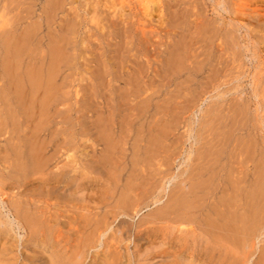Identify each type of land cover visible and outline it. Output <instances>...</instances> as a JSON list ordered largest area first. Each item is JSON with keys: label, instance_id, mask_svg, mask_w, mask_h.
Masks as SVG:
<instances>
[{"label": "rangeland", "instance_id": "374dc122", "mask_svg": "<svg viewBox=\"0 0 264 264\" xmlns=\"http://www.w3.org/2000/svg\"><path fill=\"white\" fill-rule=\"evenodd\" d=\"M258 185L264 0H0V264H264Z\"/></svg>", "mask_w": 264, "mask_h": 264}, {"label": "bare ground", "instance_id": "6f19581e", "mask_svg": "<svg viewBox=\"0 0 264 264\" xmlns=\"http://www.w3.org/2000/svg\"><path fill=\"white\" fill-rule=\"evenodd\" d=\"M6 42H7V40H6ZM6 44H8V42L6 43ZM15 46V45H14ZM17 46V45H16ZM15 46V47H16ZM19 46V45H18ZM10 48V47H9ZM16 48H18V47H16ZM6 49H8V48H6ZM15 49V48H14ZM12 51V50H11ZM17 52H19L20 51V49L19 50H16ZM15 51V52H16ZM14 52V51H13ZM53 52V51H52ZM8 54V53H7ZM15 54H17V53H15ZM55 58V57H54ZM6 60V59H5ZM54 61V60H53ZM11 62V61H10ZM3 63V68H4V61L2 62ZM6 63H8V64H10L9 62H8V60L6 61ZM7 65V64H6ZM5 65V68L6 67H10V65L8 66H6ZM12 65V64H11ZM12 68V67H11ZM11 68L10 69H4L5 71L7 70V71H9V70H11ZM4 71V72H5ZM27 72V71H26ZM25 72V73H26ZM28 72H31V71H28ZM7 74H8V72H6ZM33 73H35V72H33ZM32 72L31 73H26V75H27V78H29V80H30V85H32L33 87H35V86H37L38 85V75L35 73V74H33ZM9 74H11V72H9ZM24 74V73H23ZM10 76H12V74L10 75ZM15 77L16 78H18V76H17V74L15 75ZM13 78V77H12ZM12 78L10 79V81L12 80ZM15 80L16 79H14V82H15ZM20 80H22V79H20ZM17 81V80H16ZM18 81H19V79H18ZM22 83V82H21ZM17 85H19L20 84V82L19 83H16ZM13 85V84H12ZM22 85V84H21ZM20 85V86H21ZM18 89H19V86H18ZM35 89V88H34ZM15 90V92H19L20 94H22V90H21V88L19 89V90H21V92L19 91V90H17L16 91V89H14ZM14 92V93H15ZM18 95V94H17ZM20 97H21V95H19ZM18 96V97H19ZM16 97V96H15ZM19 99V98H18ZM33 146V145H32ZM13 148H17V147H13ZM31 149H32V147H31ZM16 150V149H15ZM17 153V157L16 158H18V161L16 162V167H18L19 168V170H20V172H21V170H23V168H27L28 167V161H26V160H28V159H26L25 158V155H23V153H22V151H20V149L18 148V150L16 151ZM15 154V155H16ZM33 154V153H32ZM37 154V153H36ZM14 155V156H15ZM35 155V154H34ZM38 155V154H37ZM13 156V155H12ZM36 157V156H35ZM25 158V159H24ZM43 160V159H42ZM34 161V160H33ZM14 164V163H13ZM12 164V165H13ZM37 167V166H36ZM17 169V168H16ZM14 170H15V168H14ZM18 170V171H19ZM235 188V187H234ZM254 188V187H253ZM262 190H263V187H262V185L260 186V185H258V187L255 189V190H253V191H251V193L250 194H248V196L250 197H248V200L250 199V202H249V208L247 209V210H249V211H247L248 213L247 214H245V215H243V216H240V217H238L237 216V218H238V220L242 223V230H240V228H239V230L240 231H244L246 228H247V226H249L252 222H255L256 221V219H258V213H259V211H260V206L261 205H259V202L261 201V202H264L263 200H261V198H263V194H262ZM232 195V194H231ZM231 195H229L230 197H231ZM258 197V200H259V202L258 203H255V204H253L254 202H253V198H254V200H255V198H257ZM222 199H223V197H222ZM252 199V200H251ZM233 200V199H232ZM7 201V200H6ZM5 201V202H6ZM224 200H222V202H223ZM252 201V202H251ZM256 202V201H255ZM3 203V202H2ZM37 204V203H36ZM258 204V205H257ZM230 205H233V203L232 204H228V207L230 206ZM247 205V204H246ZM234 206V205H233ZM36 207V206H35ZM231 207V206H230ZM14 209V208H13ZM16 209V211H15V213H14V215H15V217H16V219H17V221L18 222H25V223H27V225H29L30 226V228H31V231L29 232V234L30 235H32V236H35L36 235V233H37V231H38V224L35 222L36 220V218L33 216V215H31V217L28 215L29 213H27V212H25V211H22L19 207L18 208H15ZM21 210V211H20ZM227 211H228V209H227ZM230 211H233V209L232 210H230ZM226 213V212H225ZM229 213V212H228ZM263 213V212H262ZM221 215H223V214H221ZM227 215V214H226ZM32 217H34V218H32ZM38 217V216H37ZM220 217V216H219ZM232 217H234V216H232V214L228 217H226L227 219L225 220L224 218V222L225 223H223V228H224V230H227V232H229V233H231V238L232 237H237V233L239 232L238 231V228L236 229V227L234 226V221H235V218H232ZM262 218V217H261ZM222 219V218H221ZM209 221V220H208ZM40 222V221H39ZM21 224V223H20ZM214 224H215V222H214ZM211 225V221L209 222V226ZM216 225H217V223H216ZM215 225V226H216ZM22 226H23V224H22ZM212 226V225H211ZM210 226V227H211ZM237 226V225H236ZM250 228V227H249ZM255 228V227H254ZM217 229H218V227H217ZM220 229V228H219ZM221 230V229H220ZM219 231V230H218ZM220 233H222V232H220ZM224 234V233H223ZM222 234V235H223ZM241 234V233H240ZM239 234V235H240ZM234 235V236H233ZM228 235L227 234H225L224 235V237L226 238ZM228 240H229V238H227ZM235 239V238H234ZM227 240V241H228ZM221 241V244L223 245V247H224V249H225V254H226V259H228L229 260V253H231L232 252V247H231V245H230V243H228L227 241H225V240H223L221 237L219 238V242ZM222 241H224V242H222ZM230 241H232V239L231 240H229V242ZM238 242V240H235L234 242ZM243 241V240H242ZM218 242V241H217ZM236 244V243H235Z\"/></svg>", "mask_w": 264, "mask_h": 264}]
</instances>
